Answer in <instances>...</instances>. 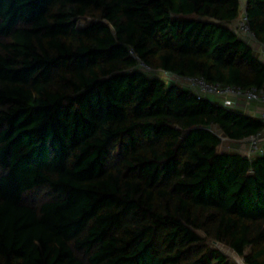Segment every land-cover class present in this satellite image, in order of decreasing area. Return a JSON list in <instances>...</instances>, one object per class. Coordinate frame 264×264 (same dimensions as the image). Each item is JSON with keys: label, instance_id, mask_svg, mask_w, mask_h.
I'll return each instance as SVG.
<instances>
[{"label": "trees", "instance_id": "trees-1", "mask_svg": "<svg viewBox=\"0 0 264 264\" xmlns=\"http://www.w3.org/2000/svg\"><path fill=\"white\" fill-rule=\"evenodd\" d=\"M239 11L0 0V264H236L210 241L264 264V153L218 150L264 122L160 75L264 86ZM245 12L264 42V0Z\"/></svg>", "mask_w": 264, "mask_h": 264}, {"label": "built area", "instance_id": "built-area-1", "mask_svg": "<svg viewBox=\"0 0 264 264\" xmlns=\"http://www.w3.org/2000/svg\"><path fill=\"white\" fill-rule=\"evenodd\" d=\"M236 33L249 43L258 41L255 33L249 26L246 12L241 13L236 20ZM261 54L264 55V44H262L261 47ZM130 55L136 57L132 51H130ZM139 65L147 74H160L159 71L152 70L142 62H139ZM160 75L175 84L190 89L197 96L217 99L219 101L218 103L226 108H232L236 99H243L245 102L249 103L264 104V86L242 88L236 85L211 83L206 81L202 76L179 77L167 73H161ZM261 121L264 122V113L261 114ZM262 139H264V131L249 137V149L246 151L247 154L255 156L264 153V147L260 146V141H262Z\"/></svg>", "mask_w": 264, "mask_h": 264}, {"label": "crops", "instance_id": "crops-1", "mask_svg": "<svg viewBox=\"0 0 264 264\" xmlns=\"http://www.w3.org/2000/svg\"><path fill=\"white\" fill-rule=\"evenodd\" d=\"M245 6H246V0H240V11L239 15L243 12H245ZM238 15V17H239ZM237 17V18H238ZM237 20V19H236ZM236 20L233 21L229 27L236 33ZM237 34V33H236ZM241 38V37H240ZM248 46L251 47L254 54L258 57L259 60L264 62V55L261 54V47L264 42L257 41L254 43H249L245 41L243 38H241ZM213 102H219L217 99L209 98ZM233 110H235L238 113H241L243 115H246L251 118H256L261 120V114L264 113V104L261 103H249L245 102L243 99H236L234 101ZM227 145H230L231 152H237L242 154L241 152H246V141L240 140V141H232L229 140V142L226 143ZM226 145V146H227ZM262 147H264V139H262Z\"/></svg>", "mask_w": 264, "mask_h": 264}, {"label": "rangeland", "instance_id": "rangeland-1", "mask_svg": "<svg viewBox=\"0 0 264 264\" xmlns=\"http://www.w3.org/2000/svg\"><path fill=\"white\" fill-rule=\"evenodd\" d=\"M92 22L91 18H81L77 24V28H82L87 26L89 23ZM215 132H217L214 129ZM219 133V132H217ZM221 138V145L219 146L218 150L219 151H231V149L229 148L230 145H227L226 143L229 142V139L225 138L224 136L220 135ZM246 141L247 147H246V151L249 149V141L248 138L244 139ZM227 145V146H226ZM260 146H262V141H260ZM242 155L246 156L247 158H252L254 157V155H250L247 154V152H241ZM41 200V195L39 194L38 198H36L35 201H40ZM201 236H203L201 233H199ZM213 247L218 248L220 251H222L224 254H226L229 259L236 263V264H243V261L240 257H238L236 254H234L230 249H228L226 246L220 244V243H213V242H209Z\"/></svg>", "mask_w": 264, "mask_h": 264}, {"label": "water", "instance_id": "water-1", "mask_svg": "<svg viewBox=\"0 0 264 264\" xmlns=\"http://www.w3.org/2000/svg\"><path fill=\"white\" fill-rule=\"evenodd\" d=\"M205 129L208 131H211L212 128H211V126H206Z\"/></svg>", "mask_w": 264, "mask_h": 264}]
</instances>
